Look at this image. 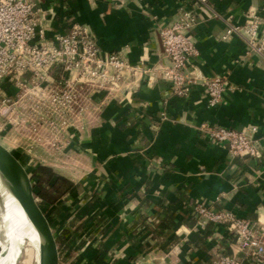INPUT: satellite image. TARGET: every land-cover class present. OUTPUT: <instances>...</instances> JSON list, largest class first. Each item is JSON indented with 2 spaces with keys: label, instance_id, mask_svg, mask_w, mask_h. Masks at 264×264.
I'll use <instances>...</instances> for the list:
<instances>
[{
  "label": "crops",
  "instance_id": "0c3cea01",
  "mask_svg": "<svg viewBox=\"0 0 264 264\" xmlns=\"http://www.w3.org/2000/svg\"><path fill=\"white\" fill-rule=\"evenodd\" d=\"M209 1L211 8L196 9L193 62L195 74L218 75L232 87L221 102L207 103L201 80L177 96L159 76L151 83L139 76L115 91L87 94L82 122L61 137L67 145L57 153L42 148L57 159L46 156V166L75 184L71 197H91L76 228L98 244L84 246L83 264H134L151 250L166 264L209 261L227 248L228 237L223 226L196 225L197 202L264 218V149L259 158L232 157L199 132L205 122L238 130L255 125L256 135L264 134V59L239 36L222 38L227 26L242 25L249 8L264 18V0ZM39 6L48 38L66 32L72 18L90 29L102 52L154 66L165 64L158 26L177 17L181 0H39ZM4 144L23 163L21 151Z\"/></svg>",
  "mask_w": 264,
  "mask_h": 264
},
{
  "label": "built area",
  "instance_id": "2783aa9c",
  "mask_svg": "<svg viewBox=\"0 0 264 264\" xmlns=\"http://www.w3.org/2000/svg\"><path fill=\"white\" fill-rule=\"evenodd\" d=\"M199 6L211 8L209 0H181L177 17L158 26L165 64L151 66L143 59L132 63L121 51L102 52L90 29L72 18L66 32L48 38L39 0H0V121L17 123L6 115L25 107L27 115L21 126H25L26 137H51L55 142L56 137H65L70 127L82 122L87 111L82 98L87 94L115 91L125 80L139 76L147 83L159 76L177 96H187L192 85L201 80L207 103L221 102L232 87L218 75L195 74L193 58L198 50L192 29ZM261 24L249 8L244 24L227 26L222 38L237 35L264 59ZM199 132L210 143L225 147L232 157L259 158L264 149V134L256 135L255 125L238 130L204 122ZM191 213L198 227L223 226L228 237L227 248L218 249L209 261L198 264H264L262 215L249 219L203 202H197Z\"/></svg>",
  "mask_w": 264,
  "mask_h": 264
},
{
  "label": "rangeland",
  "instance_id": "374dc122",
  "mask_svg": "<svg viewBox=\"0 0 264 264\" xmlns=\"http://www.w3.org/2000/svg\"><path fill=\"white\" fill-rule=\"evenodd\" d=\"M253 11L260 19L262 23L261 29L263 31L264 18L261 17L254 8ZM244 22L242 24H244ZM11 114L8 113L6 116L9 117L10 115L9 118L13 119L12 122H14L15 119L17 123H13L14 124L13 125L9 123V121L2 119L0 121V140L3 143H6L7 145L9 144L12 145V147H15L14 149L21 151L20 155L22 157L23 165L31 177V181L33 184V191L37 203L42 209V211L47 215V210L49 209L50 206H47V203H42L38 198V196L36 195L35 192L36 179L34 177V171L38 165H48V161H47L48 157L46 156H49V158L52 157L51 154L45 156L44 153H42L43 150L42 148L45 149L48 148L49 151H51L50 148H54L52 152L57 153L60 147L63 145V143L64 146L67 145V140L65 141L61 137H56L57 138L56 141L53 142L50 139L51 137H26L27 132L24 130L25 126L23 125L21 126L22 119H24L27 115L26 108L19 107L15 109ZM15 152L18 153L17 151ZM51 159L54 161V163L57 160L53 157ZM71 195H72L71 193L65 194L60 202L61 203L60 210L63 209L62 211L65 213L64 215L65 218L61 217L58 213L55 212L53 215L54 217L52 216V218H54L52 219L53 221L51 220V222L50 221L49 222L53 228L54 235L56 233L58 234L56 236V240L59 243V251H60V255L62 256L61 264H83L84 259L82 258V253L84 251L83 249L84 246L90 245L91 242L95 243L96 246L98 244V243L96 244L97 239L95 240L94 237L88 234L82 236L83 226L81 227V230L76 228L77 227L76 225L80 223L79 222L80 219L85 218V216L87 215L88 209L85 212L84 207L86 206V203H88L91 197L84 198L83 196H81V198H79V196L78 197L75 196L74 198H72ZM69 197H71V199ZM123 211H127V208L124 207ZM64 219H68L67 220L69 221L68 224L66 225L62 224V221H64ZM83 223L85 222L82 221L81 224ZM0 235H1L0 256L5 257L8 254V250H7L8 243L6 241V238L3 236V232L1 229H0ZM152 246L153 245L150 244V247ZM14 250L15 251L13 252V255H15V260L13 264H36L34 255L31 254L29 251H27V245H25L23 242L16 244ZM153 251L154 250L147 251L144 254H142L140 257L141 261L138 260L134 261V264L135 263L136 264H166L164 261L165 256L162 254L157 255L158 253H154ZM4 264H7V262L6 263L4 262Z\"/></svg>",
  "mask_w": 264,
  "mask_h": 264
},
{
  "label": "water",
  "instance_id": "95a60500",
  "mask_svg": "<svg viewBox=\"0 0 264 264\" xmlns=\"http://www.w3.org/2000/svg\"><path fill=\"white\" fill-rule=\"evenodd\" d=\"M0 174L37 232V264H60L59 245L46 214L37 203L31 177L20 159L1 140Z\"/></svg>",
  "mask_w": 264,
  "mask_h": 264
},
{
  "label": "bare ground",
  "instance_id": "6f19581e",
  "mask_svg": "<svg viewBox=\"0 0 264 264\" xmlns=\"http://www.w3.org/2000/svg\"><path fill=\"white\" fill-rule=\"evenodd\" d=\"M0 229L2 230L3 236L6 238L8 243V254L5 257L0 256V264H4V262H7V264H13L15 260V255H13V252L15 251L14 248L16 247V244L22 242L27 245V251L34 255L35 262L37 264V244L39 237L36 230L24 214L6 179L1 174Z\"/></svg>",
  "mask_w": 264,
  "mask_h": 264
},
{
  "label": "trees",
  "instance_id": "16d2710c",
  "mask_svg": "<svg viewBox=\"0 0 264 264\" xmlns=\"http://www.w3.org/2000/svg\"><path fill=\"white\" fill-rule=\"evenodd\" d=\"M35 192L42 203L50 206L46 215L51 222L54 213L59 214L58 201L67 193H72L75 184L68 178L56 173L51 167L38 165L34 171Z\"/></svg>",
  "mask_w": 264,
  "mask_h": 264
}]
</instances>
